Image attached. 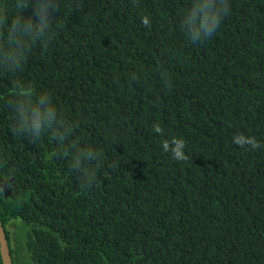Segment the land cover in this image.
<instances>
[{"label": "trees", "instance_id": "trees-1", "mask_svg": "<svg viewBox=\"0 0 264 264\" xmlns=\"http://www.w3.org/2000/svg\"><path fill=\"white\" fill-rule=\"evenodd\" d=\"M73 2L60 0L50 42L0 70L12 263L264 264V0H228L196 44L181 26L193 0ZM26 3L7 0L9 23ZM17 81L74 126L64 144L13 134ZM73 141L101 154L90 188L70 167Z\"/></svg>", "mask_w": 264, "mask_h": 264}, {"label": "clouds", "instance_id": "clouds-1", "mask_svg": "<svg viewBox=\"0 0 264 264\" xmlns=\"http://www.w3.org/2000/svg\"><path fill=\"white\" fill-rule=\"evenodd\" d=\"M70 6L74 11L78 10L81 7L80 0H74ZM16 7L26 9V0H17ZM59 9L60 0H35L30 16L24 18L18 15L9 23L7 0L0 4V70L16 72L22 67L33 45L50 42L53 22ZM229 11L228 0H193L181 26L189 40L196 44L213 36ZM143 24L148 27L150 21L145 17ZM11 97L7 103L14 113V135L27 136L35 141L47 129L53 132L60 144L73 135L74 126L58 115L51 96L36 95L32 88H25L17 81L11 90ZM250 143L253 147L258 146L255 141ZM72 148L75 152L70 167L90 188L95 182L96 170L101 165V154L93 148L80 147L77 141H73Z\"/></svg>", "mask_w": 264, "mask_h": 264}, {"label": "water", "instance_id": "water-1", "mask_svg": "<svg viewBox=\"0 0 264 264\" xmlns=\"http://www.w3.org/2000/svg\"><path fill=\"white\" fill-rule=\"evenodd\" d=\"M7 184H8L7 181H2V182L0 181V186L4 192L5 198L10 197V192L7 188ZM0 252H1V258L3 264H13L5 230L2 227L1 222H0Z\"/></svg>", "mask_w": 264, "mask_h": 264}, {"label": "rangeland", "instance_id": "rangeland-1", "mask_svg": "<svg viewBox=\"0 0 264 264\" xmlns=\"http://www.w3.org/2000/svg\"><path fill=\"white\" fill-rule=\"evenodd\" d=\"M21 225V222L19 221H16L14 223H11L7 226V229L10 231V234H11V244L10 246H12L13 249H19L18 248V243H17V240L20 239L22 236H21V232L19 230V227ZM10 248V247H9ZM21 260L23 262V260L26 258V254H21ZM24 264H27L25 262H23Z\"/></svg>", "mask_w": 264, "mask_h": 264}]
</instances>
